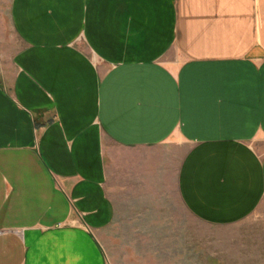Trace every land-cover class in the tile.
<instances>
[{
	"label": "crops",
	"instance_id": "1",
	"mask_svg": "<svg viewBox=\"0 0 264 264\" xmlns=\"http://www.w3.org/2000/svg\"><path fill=\"white\" fill-rule=\"evenodd\" d=\"M0 264H264V0H0Z\"/></svg>",
	"mask_w": 264,
	"mask_h": 264
}]
</instances>
